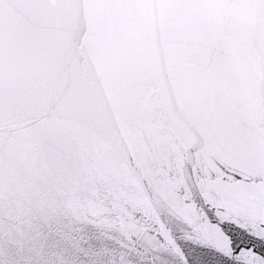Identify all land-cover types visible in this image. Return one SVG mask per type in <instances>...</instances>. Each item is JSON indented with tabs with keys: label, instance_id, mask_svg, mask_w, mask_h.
<instances>
[{
	"label": "snow or ice",
	"instance_id": "snow-or-ice-1",
	"mask_svg": "<svg viewBox=\"0 0 264 264\" xmlns=\"http://www.w3.org/2000/svg\"><path fill=\"white\" fill-rule=\"evenodd\" d=\"M0 264H264V0H0Z\"/></svg>",
	"mask_w": 264,
	"mask_h": 264
},
{
	"label": "water",
	"instance_id": "water-1",
	"mask_svg": "<svg viewBox=\"0 0 264 264\" xmlns=\"http://www.w3.org/2000/svg\"><path fill=\"white\" fill-rule=\"evenodd\" d=\"M93 243L95 242V241H92Z\"/></svg>",
	"mask_w": 264,
	"mask_h": 264
}]
</instances>
